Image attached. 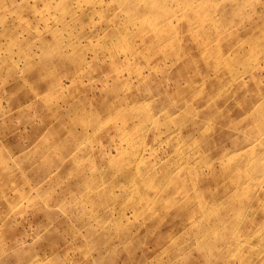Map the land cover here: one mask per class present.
<instances>
[{
	"label": "rangeland",
	"instance_id": "1",
	"mask_svg": "<svg viewBox=\"0 0 264 264\" xmlns=\"http://www.w3.org/2000/svg\"><path fill=\"white\" fill-rule=\"evenodd\" d=\"M0 264H264V0H0Z\"/></svg>",
	"mask_w": 264,
	"mask_h": 264
}]
</instances>
